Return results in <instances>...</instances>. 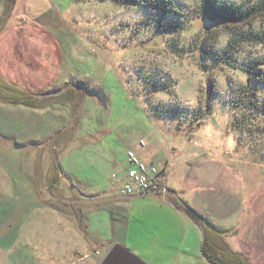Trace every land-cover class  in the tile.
<instances>
[{
    "label": "rangeland",
    "instance_id": "rangeland-1",
    "mask_svg": "<svg viewBox=\"0 0 264 264\" xmlns=\"http://www.w3.org/2000/svg\"><path fill=\"white\" fill-rule=\"evenodd\" d=\"M168 2L184 15L131 0H0V264H99L115 245L144 264H210L177 199L222 253L264 264V44L213 66L225 24L194 16L199 0ZM127 151L167 168L165 193L59 200L119 190Z\"/></svg>",
    "mask_w": 264,
    "mask_h": 264
},
{
    "label": "trees",
    "instance_id": "trees-1",
    "mask_svg": "<svg viewBox=\"0 0 264 264\" xmlns=\"http://www.w3.org/2000/svg\"><path fill=\"white\" fill-rule=\"evenodd\" d=\"M131 1L139 2L144 7H150L161 14L170 13L177 17L184 15L182 10L173 7L168 2V0H161L159 2L158 0ZM199 11L200 12L194 16L202 17V19L209 23V25L225 24V31L228 34L227 44L224 47L222 54L216 55V59L213 61V66L219 64L230 65V63H228L229 61H227V58L230 57L243 42L264 44V31L253 28L254 21L258 17H264V0H242L239 5L217 4L215 3V0H199ZM165 28L167 29V32L172 31V27L165 26L162 30H165ZM205 40L206 39L204 38L203 42H205ZM201 61L202 59L200 60L199 64L202 63ZM259 63H264V60L261 59ZM207 83V89L211 88L209 80H207ZM15 102L16 104L25 105L28 107L32 106L31 103L27 101V98H20ZM255 104L256 103H251V101L247 103L248 107L250 108H252V106ZM257 110L264 116V103ZM175 116L178 115L176 114L174 117ZM182 210L184 214L193 220V222L203 227L205 235L202 238L199 252L207 262L210 264H248L244 258L238 256L236 253H233L230 249H228V253H222L217 249L216 244L212 243L208 237L210 235L209 224L200 214L188 206L185 208L183 207ZM217 237H219V235ZM212 238L215 239V237Z\"/></svg>",
    "mask_w": 264,
    "mask_h": 264
},
{
    "label": "built area",
    "instance_id": "built-area-1",
    "mask_svg": "<svg viewBox=\"0 0 264 264\" xmlns=\"http://www.w3.org/2000/svg\"><path fill=\"white\" fill-rule=\"evenodd\" d=\"M127 167L124 169L123 185L119 194L131 195L138 192L154 191L165 193L163 179L166 170L152 163H145L136 156L134 151L126 153ZM115 177V175H113Z\"/></svg>",
    "mask_w": 264,
    "mask_h": 264
},
{
    "label": "water",
    "instance_id": "water-1",
    "mask_svg": "<svg viewBox=\"0 0 264 264\" xmlns=\"http://www.w3.org/2000/svg\"><path fill=\"white\" fill-rule=\"evenodd\" d=\"M65 89L61 91H55V92H49L42 95H39V97H50V96H57L61 94ZM154 191H147V192H141L131 195H124V194H117V195H109L105 197H97V198H82L77 200H70L66 198H59V200L66 204H83V205H97V204H103V203H109L114 201H124V200H132L137 198H143L147 196L154 195ZM175 197V196H174ZM177 201L180 203L181 206L184 207V204L177 199ZM200 231L203 237V228L200 226ZM99 264H144L139 259L134 257L132 254H130L127 250H125L120 245L113 246L109 252L105 255V257L101 260Z\"/></svg>",
    "mask_w": 264,
    "mask_h": 264
},
{
    "label": "crops",
    "instance_id": "crops-1",
    "mask_svg": "<svg viewBox=\"0 0 264 264\" xmlns=\"http://www.w3.org/2000/svg\"><path fill=\"white\" fill-rule=\"evenodd\" d=\"M141 159V158H140ZM142 160V159H141ZM208 160V159H207ZM206 160V161H207ZM205 163H213L212 161H209L208 160V162H205ZM154 164V163H153ZM210 164V166H211V171H212V165ZM127 162H126V159H125V166H124V168H123V170L127 167ZM155 165V164H154ZM166 172H167V168H166ZM166 175H167V173H166ZM165 177V176H164ZM163 182H164V185H165V187L167 188L166 190H168V188L169 187H167L166 186V177H165V179H163ZM115 193H119L118 192V190H117V187H109V186H101V187H98V188H96V190H92V191H88L86 194H83L82 196H81V198H97V197H105V196H109V195H113V194H115ZM133 200V199H132ZM181 201V200H180ZM182 202V201H181ZM183 203V202H182ZM168 204H170L173 208H175V206L173 205V203H170V202H168ZM184 204V203H183ZM176 209V208H175ZM177 210V209H176ZM178 211V210H177ZM179 212V211H178ZM189 220H190V218H188ZM191 221V220H190ZM192 222V226H195V227H197V225H196V223H194L193 221H191ZM186 223L187 222H185L184 224L186 225ZM187 231V230H186ZM178 233L180 234V229H178ZM182 247V246H181ZM180 247V248H181ZM171 256V255H170ZM173 257L174 256H171V257H168V259L167 260H158L157 261V263L158 264H166L167 262L169 263L170 261H172V259H173Z\"/></svg>",
    "mask_w": 264,
    "mask_h": 264
}]
</instances>
